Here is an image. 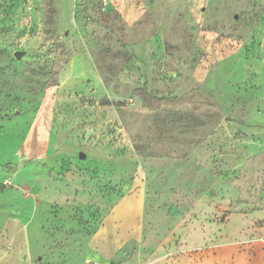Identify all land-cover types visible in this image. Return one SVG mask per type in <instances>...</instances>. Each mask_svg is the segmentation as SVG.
I'll use <instances>...</instances> for the list:
<instances>
[{
  "label": "rangeland",
  "instance_id": "1",
  "mask_svg": "<svg viewBox=\"0 0 264 264\" xmlns=\"http://www.w3.org/2000/svg\"><path fill=\"white\" fill-rule=\"evenodd\" d=\"M0 264H264V0H0Z\"/></svg>",
  "mask_w": 264,
  "mask_h": 264
},
{
  "label": "built area",
  "instance_id": "2",
  "mask_svg": "<svg viewBox=\"0 0 264 264\" xmlns=\"http://www.w3.org/2000/svg\"><path fill=\"white\" fill-rule=\"evenodd\" d=\"M101 2L107 4V0H101Z\"/></svg>",
  "mask_w": 264,
  "mask_h": 264
},
{
  "label": "water",
  "instance_id": "3",
  "mask_svg": "<svg viewBox=\"0 0 264 264\" xmlns=\"http://www.w3.org/2000/svg\"><path fill=\"white\" fill-rule=\"evenodd\" d=\"M16 55H17V57L21 56V52H18Z\"/></svg>",
  "mask_w": 264,
  "mask_h": 264
}]
</instances>
